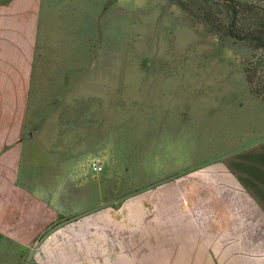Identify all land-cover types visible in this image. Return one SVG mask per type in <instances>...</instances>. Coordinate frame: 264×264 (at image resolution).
I'll return each instance as SVG.
<instances>
[{
	"label": "crops",
	"instance_id": "crops-1",
	"mask_svg": "<svg viewBox=\"0 0 264 264\" xmlns=\"http://www.w3.org/2000/svg\"><path fill=\"white\" fill-rule=\"evenodd\" d=\"M42 8L0 0V264H264V101L197 111L190 154L165 129L176 152L132 190L109 186L74 134L41 135L60 98L38 83Z\"/></svg>",
	"mask_w": 264,
	"mask_h": 264
},
{
	"label": "rangeland",
	"instance_id": "rangeland-1",
	"mask_svg": "<svg viewBox=\"0 0 264 264\" xmlns=\"http://www.w3.org/2000/svg\"><path fill=\"white\" fill-rule=\"evenodd\" d=\"M42 1L38 52L46 66L38 83L60 98L42 108L49 115L41 135L74 134L75 154L104 160L109 186L132 190L155 160L176 152L165 129L183 128L190 154L197 111L264 101V44L249 40L264 38V0H234L233 28L224 0Z\"/></svg>",
	"mask_w": 264,
	"mask_h": 264
},
{
	"label": "trees",
	"instance_id": "trees-1",
	"mask_svg": "<svg viewBox=\"0 0 264 264\" xmlns=\"http://www.w3.org/2000/svg\"><path fill=\"white\" fill-rule=\"evenodd\" d=\"M220 1H222V0H220ZM223 2L228 6L227 7L228 11L232 10L234 12L233 18L229 24L233 28L235 21H236L237 9L239 8V4H237L236 1H234V0H224ZM249 40L254 42L257 45H263L264 44V38L262 36H259V35H251Z\"/></svg>",
	"mask_w": 264,
	"mask_h": 264
},
{
	"label": "built area",
	"instance_id": "built-area-1",
	"mask_svg": "<svg viewBox=\"0 0 264 264\" xmlns=\"http://www.w3.org/2000/svg\"><path fill=\"white\" fill-rule=\"evenodd\" d=\"M93 170L95 171H101L103 169V165L101 163V159L97 158L92 161L91 164Z\"/></svg>",
	"mask_w": 264,
	"mask_h": 264
}]
</instances>
